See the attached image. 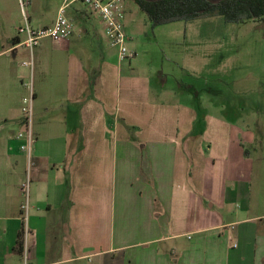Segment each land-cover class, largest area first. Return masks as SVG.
<instances>
[{
  "label": "crops",
  "instance_id": "0c3cea01",
  "mask_svg": "<svg viewBox=\"0 0 264 264\" xmlns=\"http://www.w3.org/2000/svg\"><path fill=\"white\" fill-rule=\"evenodd\" d=\"M14 33L0 37V264H21L24 227L32 264H264V189L252 188L248 151L230 157L226 140L216 171L189 172L192 151L160 122L175 108L107 68L104 47L95 60L86 30L39 44L32 69L14 60L29 58ZM29 79L30 167L16 139Z\"/></svg>",
  "mask_w": 264,
  "mask_h": 264
},
{
  "label": "rangeland",
  "instance_id": "374dc122",
  "mask_svg": "<svg viewBox=\"0 0 264 264\" xmlns=\"http://www.w3.org/2000/svg\"><path fill=\"white\" fill-rule=\"evenodd\" d=\"M62 3L0 0V37L6 32L17 35L23 15L32 28L43 27L54 19ZM125 6L126 47L135 54L130 64L119 60L103 24L87 7L76 2L65 14L75 33L88 32L95 60L101 58L99 52L104 47L107 68L121 65L126 75L142 77L152 99L175 108L174 113L163 114L160 122L192 151L189 172L216 171L219 156L226 152V140H233L228 155L243 156V151H248L255 172L252 188L264 189V21L228 24L214 16L152 27L132 1L127 0ZM95 31L104 35L103 40L97 39ZM45 41L50 42L43 39L40 44ZM20 57L29 59L26 53L15 57L16 63ZM30 83V79L23 82V97L29 96ZM29 181L27 176V189Z\"/></svg>",
  "mask_w": 264,
  "mask_h": 264
},
{
  "label": "built area",
  "instance_id": "2783aa9c",
  "mask_svg": "<svg viewBox=\"0 0 264 264\" xmlns=\"http://www.w3.org/2000/svg\"><path fill=\"white\" fill-rule=\"evenodd\" d=\"M127 0H63L56 18L51 26L34 29L30 25V20L23 15V25L17 29L18 44L29 52V59L22 63L24 67L32 69V51L40 44L43 39H50L54 42L65 40L73 33L71 21L66 17L65 11L76 2L87 7L90 12L95 14L103 24L107 39L111 47L117 49L120 61H130L135 54L129 52L126 47L128 37L125 32L126 3ZM24 121V130L16 134V139L20 142L19 150L28 155V167L31 166L30 148L33 143L31 125L33 119V95L30 89L29 96L23 98L20 108ZM27 185H23L22 191L27 193ZM22 211L28 209L27 196L26 202L21 206ZM26 218V216H25ZM22 250L20 252L21 264H32L28 242L26 239L27 229L22 230Z\"/></svg>",
  "mask_w": 264,
  "mask_h": 264
},
{
  "label": "trees",
  "instance_id": "16d2710c",
  "mask_svg": "<svg viewBox=\"0 0 264 264\" xmlns=\"http://www.w3.org/2000/svg\"><path fill=\"white\" fill-rule=\"evenodd\" d=\"M143 12L152 27L174 22L221 17L225 23L264 21V0H128ZM21 231L17 251L22 250Z\"/></svg>",
  "mask_w": 264,
  "mask_h": 264
}]
</instances>
